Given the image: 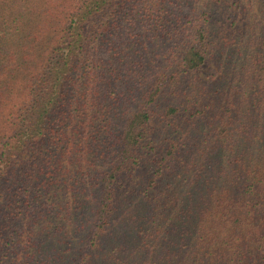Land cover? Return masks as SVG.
I'll list each match as a JSON object with an SVG mask.
<instances>
[{
    "label": "trees",
    "instance_id": "trees-1",
    "mask_svg": "<svg viewBox=\"0 0 264 264\" xmlns=\"http://www.w3.org/2000/svg\"><path fill=\"white\" fill-rule=\"evenodd\" d=\"M120 15L128 24L119 32L139 37L124 42V52L106 37ZM155 37L161 43L152 46L167 45L163 58L176 60L160 68L144 102L132 106L112 158L97 153L96 143H108L104 129L112 109L125 95L116 97L113 88L121 93L124 75L131 73L124 84L134 78L144 57L136 45L147 47L149 58L148 41ZM150 56L155 59L156 52ZM207 62L217 68L209 78L218 82L214 91L225 102L214 174L208 178L203 166L194 169L189 160L182 179L163 185L152 179V190L136 196L141 206L130 208L123 194L117 196L124 192L119 179H139V143L150 118L145 106L159 93L157 83ZM141 81H133L134 90ZM228 95L238 100L237 109ZM175 111L169 107L166 114ZM262 158L264 0H0L5 251L18 245L25 257L34 249L46 253L43 245L55 249L37 264H264L259 173L252 171L246 184L240 179L242 164ZM84 194L90 197L86 203ZM20 199L34 215L33 228L26 224L29 216L19 213Z\"/></svg>",
    "mask_w": 264,
    "mask_h": 264
},
{
    "label": "rangeland",
    "instance_id": "rangeland-1",
    "mask_svg": "<svg viewBox=\"0 0 264 264\" xmlns=\"http://www.w3.org/2000/svg\"><path fill=\"white\" fill-rule=\"evenodd\" d=\"M125 23L128 24L123 19V16L120 15L117 24L119 25L118 29L116 25L113 33L111 32V34L106 36L109 38L108 41L112 43V46L115 47L116 52L120 50L124 52L126 50L124 42L128 43L132 42V40H139L138 36L134 37L126 32H119L120 29L126 27ZM159 41L161 43V39L158 37L148 41L149 58L147 56V47H144L142 43L136 45L137 52L144 55L139 62V64L143 65L136 67L134 78L132 76L131 80H127L126 84H124V77L129 78L131 73H128L127 76L124 75L121 79V93H119L116 86L113 88V93L116 91V97L118 96L119 98L120 95H125L123 96L124 99H119L120 102L117 103V107L114 106V109H112L114 120L112 119L107 123L108 125L104 129V135L108 138V143L105 140L102 143H96L97 153L103 150L107 157L112 158L113 149L117 148L118 137L126 124L125 119L132 113V106L136 107L141 102H144V97L147 96V93H144V91L152 81L154 82L159 74L160 68L168 62L171 64L176 60L175 57L171 56H167L166 59L163 58V55L168 49L167 45L158 49L152 46ZM144 43H147V41H144ZM151 51L156 52L155 59L150 56ZM216 69L213 62H207L196 70L185 72L184 74L181 73L178 79L168 80L166 76L157 83L160 87L159 93L154 97L151 105L145 106L150 118L146 123V131L142 135L139 143L141 148V163L137 165L134 172V175H137L143 181H139L137 178L133 181L132 178L126 180L119 179V183H122L124 192H118L117 196H119L120 200V195L123 194L128 199L130 208H134L135 210L141 206V202L136 199V196L138 197L145 192L144 190L148 188L147 184L153 185L155 183L150 182L152 179L158 180V183L161 185L167 183L169 180L178 182L182 179L183 173L189 169L187 166L185 167V164L189 160L197 164L196 167L194 166V169L203 166L202 170L208 178L214 174L215 171L212 170L215 166L213 151L217 152L221 148L220 141H216L215 138L222 131L221 127H217V122L224 115L222 109L225 104L221 97L217 96V92L214 91V83L218 82L210 81L209 78L212 71H216ZM133 81H141L138 84L137 90H134L135 84ZM106 82L110 83L111 80H107ZM114 82L117 81L113 80L112 83ZM129 85H133L132 94L127 91ZM95 87L98 89V86ZM71 88L69 87L67 95L70 94ZM227 101L234 104L236 109L238 108V100L232 98V95H228ZM64 107H67L66 104ZM169 107L176 108V111L167 115L166 112ZM76 125L79 127L80 121ZM199 161L202 164H199ZM262 161H264V158L255 162L247 161L246 164H242L243 172L241 173L242 176L240 179L246 184L252 177L251 172H258L260 179L257 180L259 186L264 191V169L261 168ZM184 176L193 185L195 181L192 177H189L190 172H186ZM7 185H9L8 182L5 183V186ZM118 186L120 185L118 184ZM157 186L156 183L154 189ZM122 188L117 190H122ZM147 190L150 191L152 189L149 187ZM6 196H12V194L7 195L6 192ZM83 197L84 203L90 200L87 194H84ZM22 201L23 199H20L17 204L19 213L29 216L30 219L27 217L28 221L26 224L33 228L32 218L34 215L32 211H29V207L20 204ZM9 217L11 219V216ZM1 224L4 228L12 229L9 222L2 221ZM257 225V228L261 229V231L262 229L264 230V215ZM0 235H5V233L0 232ZM43 249L46 251L44 254L34 249L33 253L26 254L23 257L25 253L18 245L8 251H5V246L3 248L0 246V259L2 260L0 264H16L19 259V264H37L38 259L41 258L42 260L45 258V255L49 257V255L55 252V249L52 247L45 248L43 245ZM4 253L7 255L3 256ZM157 264H163V261L158 260Z\"/></svg>",
    "mask_w": 264,
    "mask_h": 264
}]
</instances>
